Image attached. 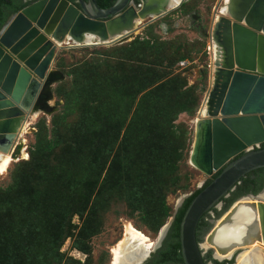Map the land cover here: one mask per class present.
<instances>
[{"label":"rangeland","instance_id":"obj_1","mask_svg":"<svg viewBox=\"0 0 264 264\" xmlns=\"http://www.w3.org/2000/svg\"><path fill=\"white\" fill-rule=\"evenodd\" d=\"M182 3L185 15L171 11L137 29L134 38L121 45L74 46L68 41L56 49L50 70L60 72L63 80L52 84L50 92L52 102L58 101L60 105L52 114L38 113L21 129L28 157L11 162L0 176V189L3 190L12 185L17 178L14 176L30 173L33 188L22 194L31 197L35 193L40 205L31 210L30 220L22 215L30 211L29 201L21 204V211L15 209L19 195L23 200V186L15 183L9 197L0 194V212L14 231L16 223L22 219L19 231H26L38 227L44 209L56 213L60 204L70 198L76 202L79 199L84 207L83 219L89 221L92 228V234L85 240L89 251L87 254L76 251L71 248V240L66 239L59 247L63 255L59 264H71L65 259L80 264H111V251L123 240L127 222L142 231L153 245L157 238L156 225L162 227L167 223L178 202L192 195L200 183L209 180L187 160L193 140V122L209 87L204 51L217 0H185ZM145 37L151 38L149 43L154 47L160 48L154 38L164 41L161 44L164 60L159 67L136 62L140 53L138 43ZM177 45L187 46L177 51ZM179 57L184 60L177 62ZM155 58L156 55H151L150 61ZM181 61L187 62L183 69L178 66ZM156 68L161 72L160 79ZM77 98L81 102L75 114L66 123H60L59 116L66 110L64 106L71 108ZM183 109L187 111H180ZM38 126L45 129L47 139L55 137L60 146L50 153L42 150L32 155ZM42 132L44 136V130ZM112 162L121 173L126 165L132 166L129 183L132 185L135 177V185L145 197L138 199L142 211L130 210L123 197L113 191L109 192L110 197L93 198L98 192L106 191L102 186L105 178H117L115 172L108 171ZM80 167L86 170L84 177H91L94 184L90 196L85 181L83 183L80 178ZM161 199L167 208L165 216L160 209ZM63 219L69 220L73 233L84 222L77 215H67ZM44 225L41 223L39 228H46ZM148 251H152V246ZM238 254L234 253L231 258ZM7 262L4 255L1 264ZM233 262L235 264V259Z\"/></svg>","mask_w":264,"mask_h":264},{"label":"water","instance_id":"obj_2","mask_svg":"<svg viewBox=\"0 0 264 264\" xmlns=\"http://www.w3.org/2000/svg\"><path fill=\"white\" fill-rule=\"evenodd\" d=\"M137 1L115 0L110 7L100 9L94 0H76L75 4L38 0L1 28V155L9 154L17 161L20 147L15 142L32 111L52 114L60 105L53 102L52 110L46 101L52 98V84L63 80L60 72L50 70L61 44L71 41L74 46H84L83 41L91 36L96 39L92 46L121 45L127 42V34L176 10L185 0L172 7L170 0ZM220 5L225 7L223 14L219 13ZM136 21L139 23L135 26ZM206 36L217 47L218 61L209 73L205 113L193 124L187 161L209 181L205 186L199 184V192L179 223L182 264H206L202 251H211L213 259L220 262L232 255H217L225 256L232 248L249 247L254 241L264 246V200L256 199L264 195V189L238 198L219 218L209 221L211 227L202 242L195 239L200 218L219 208L220 200L240 178L264 168V148H260L264 144V0H217ZM186 198L178 202L175 212ZM246 215L250 216L242 231L230 233ZM172 220L173 216L158 231L152 251L143 246L128 247V253L121 255L126 259L124 264H144L160 246Z\"/></svg>","mask_w":264,"mask_h":264},{"label":"trees","instance_id":"obj_3","mask_svg":"<svg viewBox=\"0 0 264 264\" xmlns=\"http://www.w3.org/2000/svg\"><path fill=\"white\" fill-rule=\"evenodd\" d=\"M68 2L75 4L76 0H67ZM98 8L100 9H106L110 7L115 0H94ZM24 5L16 2V0H0V28L3 27L7 21L8 17L14 15L16 12H18L21 8H23ZM183 3L179 6L176 12L185 15V12L182 9ZM173 11V12H175ZM156 41H158L159 47H154L150 42L151 38L148 39L145 37V39L141 40L139 44V50L140 53L136 56V62L141 65H155L156 67L160 66V63L164 60L162 55V49L161 44L164 42L161 39L154 38ZM151 44V45H150ZM185 46L177 45L176 50L181 51ZM160 49V52H159ZM156 55L155 61H150V56ZM180 60H184L183 57H179L177 59V62ZM159 62V63H158ZM151 63V64H150ZM155 63V64H154ZM158 65V66H157ZM159 72H158V71ZM157 76L160 79L161 78V72L159 69L156 68ZM153 72V71H152ZM166 76V72H164ZM162 75V76H164ZM147 86V85H146ZM145 86V87H146ZM150 86V85H148ZM78 99V98H77ZM80 100H74L71 104L72 107L68 108V105L64 106L66 109L64 113H62L59 116V122L64 124L66 123L67 119L73 114H75L76 110L78 109L80 105ZM65 104V103H64ZM182 112L187 111V109L180 110ZM116 120V119H115ZM113 120V121H115ZM112 123V121H111ZM170 122H168L169 124ZM97 124V123H95ZM37 131L35 133V145L32 149V155H35L42 150L46 151L47 153L52 152L57 147L60 146L59 141L54 138L47 139L45 137V129L43 127H36ZM44 130V136L43 131ZM102 130V129H96ZM149 144V142H148ZM261 148H264V144L261 145ZM72 156H75V153L72 154ZM32 156L29 158V162L31 161ZM82 169V172L80 170ZM132 166L126 165L125 169L122 168V173L117 169L115 162L111 163L110 169L108 171L115 172L117 175V178L119 179H112V178H105L104 183L102 186H105V190L103 193L99 194V192L93 197L98 198L99 196H111L109 192H114L117 196L123 197L124 201L127 203L130 210L133 211H142L141 207L138 206V199L144 200L145 197H143L142 192L136 187V181L135 177L132 178L131 184L129 183V179L132 176ZM78 172L80 173V178L83 180V183L85 181L86 183V190L88 191V195H91L92 189L94 184L91 183V177L85 178L84 175L86 174V170H84L83 167H80ZM40 173V170L38 171V174ZM37 174V177L39 178V175ZM249 174H254L258 176L255 178V180H248L245 178H241L240 184L235 185L234 191L230 193L231 197L228 200H225V204L223 205L220 212H215V218H217L222 212H224L231 204L232 202L242 193H251L255 194L259 189L261 188V183L264 181V168H260L254 171H251L245 176H249ZM123 176H125L123 178ZM14 177H17L13 180L12 185L7 186L5 189H0V194L4 196V198L9 197L13 192V188L16 184H21L23 186L21 195L22 199H18V203L14 206L15 209H19L21 211V204L26 201H29V212H25L22 215H25L28 217V220H30V214L36 210V208L39 207L40 203L38 200V195L35 193H32L31 197H28L27 194L23 195L22 192H26L31 190V181L32 176L29 174L22 173L19 176L16 175ZM116 182L114 183V181ZM209 181V180H208ZM203 186H205L207 183ZM136 184V185H135ZM130 185V186H129ZM253 185V188H251ZM172 186H174V183H172ZM33 188V187H32ZM200 189H197L193 192L192 195L187 197L181 206L177 209L175 214L173 215V220L167 230V233L165 237L163 238L160 246L150 254L148 260L145 262V264H182L181 254H180V246H179V223L181 220V217L191 201V199L199 192ZM88 196V197H89ZM82 201V198H80ZM220 201H223L221 199ZM8 203V202H5ZM16 203V202H15ZM94 204L92 203V206ZM91 206V205H90ZM161 212L165 216L167 214V208L161 199ZM9 211H11V208H8ZM33 210V211H31ZM84 207L79 204V199L77 202L70 198L69 201H66L65 204H60L58 207H56V213L52 210L44 209V216L42 218L41 223L44 222L46 225V228L40 229V222L38 224V227H33L31 229H28L26 231H19V225L22 222V219H20V222H17L15 227L17 229L14 231L12 227L8 226V223L6 222V219L3 218V212H0V264L3 260V256H7V264H53V263H60L63 260V255L59 252L60 245L66 240H71V248L75 249L76 251L87 254L88 253V246L86 245L85 240L90 237L92 234V228L89 226V221H86L83 219L84 217ZM67 215H77L78 218L82 221L84 220L83 224L80 226V228L73 233V227L70 225L69 220H64L63 217ZM87 215V214H86ZM203 215L195 230V239L197 243H200L201 237L204 233L208 231L210 228L209 224H206L203 219ZM86 217V216H85ZM27 218L25 217L24 220ZM44 225V226H45ZM160 225H156L155 227V233H158L160 230ZM139 230V229H138ZM42 252V254H40ZM19 255V259L17 261ZM205 258L209 261H211L212 264H224L222 262H217L216 260H213L210 258V252L207 253V256ZM66 263L70 262L71 264H80L78 261L65 259ZM205 261V260H204ZM18 262V263H17Z\"/></svg>","mask_w":264,"mask_h":264},{"label":"bare ground","instance_id":"obj_4","mask_svg":"<svg viewBox=\"0 0 264 264\" xmlns=\"http://www.w3.org/2000/svg\"><path fill=\"white\" fill-rule=\"evenodd\" d=\"M179 1L180 0H170L169 7H172L173 5L178 4ZM224 1H227V0H224ZM218 10H219V13L223 14L225 7L220 5L218 7ZM138 23H139V21H136L135 26ZM135 32H136V30L132 31L130 34H127L126 35V39H127L126 41H130L131 39H133L135 36ZM94 40H96V39L91 37V36L87 37L83 41V44L84 45H89V44L91 45L92 41H94ZM213 71H214V67H212L211 73H213ZM52 101H53L52 99H49L46 101V103L50 109L54 110L55 107H54ZM41 112L42 111L38 110V109H35L34 111H32V113L30 114V116L26 120L27 122L24 123L22 130L24 129L25 125L28 124V121H30L32 118H35L38 115V113H41ZM204 113H205V107L202 106V104H201V107L198 110L197 114L204 115ZM195 121H197V120L195 119ZM194 122H193V124H194ZM22 130H21V132H22ZM21 132L18 136V139L15 142L16 143L15 145H18L20 147L19 148L20 153L18 155L17 160H26L28 156L24 152L23 140L21 138ZM15 161H16V159H11L9 154L2 155V156L0 154V176L3 175V173L6 171L7 167L9 166V164L11 162H15ZM262 197H263V195L260 198H256V199H262ZM256 199H254V200H256ZM243 203L250 204V202H241L240 204H243ZM252 203H256V202H252ZM241 216H242V214L237 216V218H241ZM248 216H250V215H246V216L242 217V221H240V224H239L240 226H237L236 228H234V230L230 231V233L241 232L242 231L241 226L244 227L243 225L245 223H247L245 221L247 220ZM258 216L259 215L257 212L256 217L258 218ZM220 235H225V234L222 233ZM227 236H229V235H227ZM122 239L123 240L117 246H115L111 251V254L113 256L111 264H124V262H126V259L122 258L123 256H121V255H125L128 253V252H126L128 247L129 248H133V247H137V248L139 247L140 248L143 246V249L148 250L152 245L151 241L148 240V238L144 235V233L142 231L138 230L136 227H134L133 225H131L128 222L124 225L123 238ZM236 252H240V253L237 255V257L235 259V264H264V246L260 242L256 243V241L252 242V244L249 247L243 248L242 246H238V247L232 248L230 251H228L225 254V256H219V255H217V256L221 257V258H223V257L227 258Z\"/></svg>","mask_w":264,"mask_h":264},{"label":"flooded vegetation","instance_id":"obj_5","mask_svg":"<svg viewBox=\"0 0 264 264\" xmlns=\"http://www.w3.org/2000/svg\"><path fill=\"white\" fill-rule=\"evenodd\" d=\"M36 1H38V0H16V2H18V3H20V4H22V5H24L23 6V8L24 7H27V6H29V5H31L32 3H34V2H36ZM133 2H134V4H137L138 3V1L137 0H133ZM23 8H21V9H23ZM20 9V10H21ZM19 10V11H20ZM18 11V12H19ZM17 13V12H16ZM15 13V14H16ZM14 14V15H15ZM14 15H12V16H14ZM12 16H9L8 17V21L10 20V18L12 17ZM7 21V22H8ZM2 28V27H1ZM1 28H0V30H1ZM260 148H261V146H260ZM250 173V172H249ZM248 174V173H247ZM246 174V175H247ZM257 177V179L259 178L258 176H256V175H254V174H249V176H243L242 178H245V179H248V180H255V178ZM241 179V178H240ZM238 184H240V181H238V183L236 184V185H238ZM234 188H235V186H234ZM234 188H233V190L231 191V192H229L228 193V195L225 197V198H223V201H220V207L219 208H212L208 213H206L205 214V216H204V219H203V221L206 223V224H209L210 225V223H209V221H211L212 219H216L215 218V212L217 213V212H220L221 211V209H222V207H223V205L225 204V200H228L230 197H231V195H230V193H232L233 191H234ZM251 188H253V185H252V187ZM264 189V181L261 183V188L259 189V191H257L255 194H251V193H242V194H240L234 201H236L238 198H241V197H243V196H246V195H256L258 192H260L261 190H263ZM262 199L264 200V195H263V197H262ZM233 201V202H234ZM232 202V203H233ZM211 227V226H210ZM210 229V228H209ZM208 229V230H209ZM207 233V232H206ZM206 233H204L203 235H205ZM202 235V236H203ZM202 238V237H201ZM208 252H210V258L211 259H213V257H212V252L211 251H202V257H203V260H205L204 262L206 263V264H212L211 263V261H209V260H207L206 258H205V256H207V253ZM153 253V252H152ZM234 259L235 258H231V259H229V260H222V261H220V262H222V263H224V264H232L233 263V261H234ZM148 260V259H147ZM146 260V261H147ZM214 260V259H213ZM145 264V263H144Z\"/></svg>","mask_w":264,"mask_h":264},{"label":"built area","instance_id":"obj_6","mask_svg":"<svg viewBox=\"0 0 264 264\" xmlns=\"http://www.w3.org/2000/svg\"><path fill=\"white\" fill-rule=\"evenodd\" d=\"M206 46H205V54L207 56V68L209 69V73L211 74L212 67L215 68V63L218 61V50L212 39L206 36ZM187 65L186 61H181L178 63L180 68H185ZM202 106L205 107V95L202 100ZM197 116H201V114H197Z\"/></svg>","mask_w":264,"mask_h":264}]
</instances>
